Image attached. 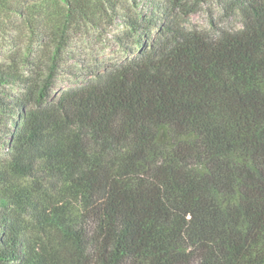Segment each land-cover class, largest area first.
I'll use <instances>...</instances> for the list:
<instances>
[{"label":"trees","instance_id":"16d2710c","mask_svg":"<svg viewBox=\"0 0 264 264\" xmlns=\"http://www.w3.org/2000/svg\"><path fill=\"white\" fill-rule=\"evenodd\" d=\"M130 1L0 0V31L144 36L54 99L0 67V264H264V0L211 33Z\"/></svg>","mask_w":264,"mask_h":264},{"label":"rangeland","instance_id":"374dc122","mask_svg":"<svg viewBox=\"0 0 264 264\" xmlns=\"http://www.w3.org/2000/svg\"><path fill=\"white\" fill-rule=\"evenodd\" d=\"M227 1L166 0L170 8L175 7V16L183 25L208 33L220 27L240 26L236 13L227 9ZM136 7L131 1L125 3V14L134 16L142 11L148 18L152 16L145 0ZM124 20L119 16L105 22L102 28L75 29L59 45L54 39H39L21 28L5 27L0 31V67H17L39 85L50 82L48 94L54 99L62 90L87 82L97 71L134 56L144 36L131 32ZM6 155V148L0 144V159Z\"/></svg>","mask_w":264,"mask_h":264}]
</instances>
